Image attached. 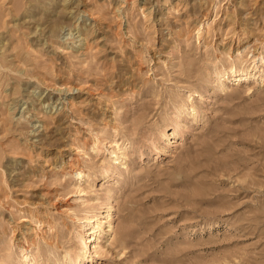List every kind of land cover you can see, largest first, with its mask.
I'll use <instances>...</instances> for the list:
<instances>
[{
  "label": "rangeland",
  "instance_id": "1",
  "mask_svg": "<svg viewBox=\"0 0 264 264\" xmlns=\"http://www.w3.org/2000/svg\"><path fill=\"white\" fill-rule=\"evenodd\" d=\"M0 45V264H264V0H0Z\"/></svg>",
  "mask_w": 264,
  "mask_h": 264
},
{
  "label": "bare ground",
  "instance_id": "2",
  "mask_svg": "<svg viewBox=\"0 0 264 264\" xmlns=\"http://www.w3.org/2000/svg\"><path fill=\"white\" fill-rule=\"evenodd\" d=\"M72 31L69 30L67 34H70V35L75 34ZM76 36L74 35L73 37H76ZM3 50L4 49L2 45H0V54H2ZM230 73H233V77H234L233 80L235 81L236 80L238 81L246 80L253 76L251 73L247 71L244 72L243 70L241 71L237 69L236 67H231L230 69L224 68L223 70L219 72V76L222 80V83H224L225 79L229 78ZM28 116H29L28 112L22 111L21 114L18 117H16V120L17 122H22V121L27 120ZM31 127L35 130L37 126L31 123ZM33 129L30 132H33L34 131ZM77 175L79 178H83L84 176L81 171H78ZM110 212H111V206L108 208L107 214L105 215V216H109L106 221H103V218L105 216L99 217L96 214H95L96 216L93 215L87 219V223H85L82 226V231L85 232V230H89L86 233L89 235L85 238V242L81 248V251L77 252V254L74 255L73 257L74 261H76L77 263H81L83 260H85L87 258L86 252H88L89 249H90L89 251L94 253L95 255H98L100 253V250H101V244L99 243L100 236L110 234L114 230L113 220H112ZM104 222L107 224L105 226L106 228L105 227L102 228L103 227L102 225Z\"/></svg>",
  "mask_w": 264,
  "mask_h": 264
}]
</instances>
